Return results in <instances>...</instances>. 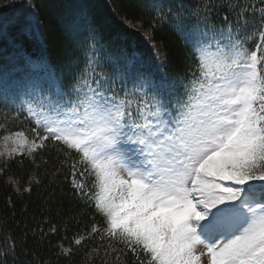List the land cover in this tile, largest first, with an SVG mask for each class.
Wrapping results in <instances>:
<instances>
[{
  "label": "snow or ice",
  "instance_id": "6c2138e0",
  "mask_svg": "<svg viewBox=\"0 0 264 264\" xmlns=\"http://www.w3.org/2000/svg\"><path fill=\"white\" fill-rule=\"evenodd\" d=\"M171 12L195 65L179 95L176 81L133 58L122 71L138 91L124 98L107 94L109 77L95 68L66 84L28 58L36 75L24 85L0 68V91L26 88L21 110L35 122L31 139L23 131L3 138L14 145L7 155L31 158L52 142L78 156L72 187L101 217L88 238L107 239L114 252L119 245L138 264H264V7L251 51L236 31L248 23L243 13L234 25L224 17L225 27L202 30ZM21 30L36 31L34 12ZM0 38L10 40L3 24ZM88 39L94 52V31Z\"/></svg>",
  "mask_w": 264,
  "mask_h": 264
},
{
  "label": "trees",
  "instance_id": "16d2710c",
  "mask_svg": "<svg viewBox=\"0 0 264 264\" xmlns=\"http://www.w3.org/2000/svg\"><path fill=\"white\" fill-rule=\"evenodd\" d=\"M262 7V0H0V24L10 38H0V68L7 67L16 79L31 71L26 63L31 58L48 65L66 84L92 77L95 68L96 74L109 77L107 94L124 98L138 91L134 87L138 81L122 71L133 58L139 67L176 81L179 95L195 65L190 49L170 27L169 10L202 30L205 25L208 30L225 27L224 17L234 25L243 13L248 23L244 26L241 20L236 31L251 51ZM30 12L36 21L32 35L21 30ZM93 31L99 40L94 52L88 39ZM33 127L27 112L0 94V139L16 131L31 139ZM78 159L52 142L31 158L0 159V264H138L119 245L113 244L118 249L114 252L107 239L88 238L101 217L72 187V164L77 171L82 169ZM81 237L85 239L76 245Z\"/></svg>",
  "mask_w": 264,
  "mask_h": 264
},
{
  "label": "rangeland",
  "instance_id": "374dc122",
  "mask_svg": "<svg viewBox=\"0 0 264 264\" xmlns=\"http://www.w3.org/2000/svg\"><path fill=\"white\" fill-rule=\"evenodd\" d=\"M31 71H27L26 75H23L22 77H18L16 79H12L13 81H15L17 84H21L24 85L27 80L29 79V77L31 75H36V73L34 72L33 68L31 67L30 69ZM39 76L42 80H47V76L45 73L40 72ZM27 91L26 88H13L10 89L7 94H5L4 92L0 91V94L4 97V99H6L8 102L10 103H14L16 106H18L21 109V102L22 101H27L28 100V96L24 95V92ZM26 112V111H25ZM5 137V136H4ZM4 137H2L0 139V153H3V155H0V159L1 158H8L9 156L7 155V151L8 149H10L11 147H13L14 145H12L11 141L9 140L7 143L4 141Z\"/></svg>",
  "mask_w": 264,
  "mask_h": 264
}]
</instances>
